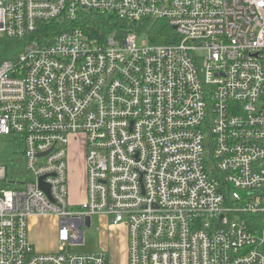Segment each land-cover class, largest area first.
<instances>
[{
  "label": "built area",
  "instance_id": "1",
  "mask_svg": "<svg viewBox=\"0 0 264 264\" xmlns=\"http://www.w3.org/2000/svg\"><path fill=\"white\" fill-rule=\"evenodd\" d=\"M4 37L20 51L0 57V136L30 178L8 189L0 165V264H114L66 250L95 215L125 228L126 264H264V0H0ZM33 216L57 218L55 252L31 244Z\"/></svg>",
  "mask_w": 264,
  "mask_h": 264
},
{
  "label": "rangeland",
  "instance_id": "2",
  "mask_svg": "<svg viewBox=\"0 0 264 264\" xmlns=\"http://www.w3.org/2000/svg\"><path fill=\"white\" fill-rule=\"evenodd\" d=\"M143 43L151 46L163 45V41L149 42L144 36H139L136 44L141 46ZM199 63L202 60V54H198ZM77 144V143H76ZM74 152L80 154L82 157V146L73 144ZM80 146V147H79ZM24 145L18 136L3 135L0 136V165L6 169V187L12 189L17 183H24L30 178V173L25 167L24 163ZM81 156H75L71 163V180H70V196L69 200L79 201L83 197L84 186V166ZM204 159L210 160V147L208 137L204 143ZM37 229L43 234H48L52 230V224L40 226ZM125 236L124 227H118L116 230L112 229L100 216H93L91 218V226L86 228L83 233L84 244L82 246H67L66 250L71 253H85V252H100L105 246L109 257L114 264H126V251L124 250L123 239ZM119 241H118V239ZM120 243V248L118 246ZM108 248V249H107Z\"/></svg>",
  "mask_w": 264,
  "mask_h": 264
},
{
  "label": "trees",
  "instance_id": "3",
  "mask_svg": "<svg viewBox=\"0 0 264 264\" xmlns=\"http://www.w3.org/2000/svg\"><path fill=\"white\" fill-rule=\"evenodd\" d=\"M92 20L96 22L97 28L106 27L107 30L124 28L125 33L129 30H132L130 29V26H133V25H128L125 22H121L113 18H105L103 16H95L93 17ZM146 25L149 28L148 33L151 36V38H153V41L156 38L159 39L161 35H164L163 33L168 34L171 32V28L166 27V25L162 22H153V23L151 22ZM19 46H20V43L18 42L17 39L4 37L0 44V57L3 59L11 58L15 54L16 51H20V48H18Z\"/></svg>",
  "mask_w": 264,
  "mask_h": 264
},
{
  "label": "crops",
  "instance_id": "4",
  "mask_svg": "<svg viewBox=\"0 0 264 264\" xmlns=\"http://www.w3.org/2000/svg\"><path fill=\"white\" fill-rule=\"evenodd\" d=\"M82 200H84V187H83V197L77 202H80ZM72 202H76V201H72ZM102 220L106 222L105 218H102ZM46 224H52V230L48 234H43L37 228L40 226H44ZM57 229H58V220L54 216H33L28 220L29 240L37 252L51 253L57 250L58 248ZM104 248L105 246L103 247V249Z\"/></svg>",
  "mask_w": 264,
  "mask_h": 264
},
{
  "label": "water",
  "instance_id": "5",
  "mask_svg": "<svg viewBox=\"0 0 264 264\" xmlns=\"http://www.w3.org/2000/svg\"><path fill=\"white\" fill-rule=\"evenodd\" d=\"M40 188H41L43 191H45L46 193L49 192V187L46 186V185L43 184V183L40 184ZM89 224H90V218L88 217V218H86V226L89 227Z\"/></svg>",
  "mask_w": 264,
  "mask_h": 264
},
{
  "label": "flooded vegetation",
  "instance_id": "6",
  "mask_svg": "<svg viewBox=\"0 0 264 264\" xmlns=\"http://www.w3.org/2000/svg\"><path fill=\"white\" fill-rule=\"evenodd\" d=\"M120 227H122V226H120ZM118 228V227H117ZM117 228H112V229H114V230H116ZM124 230H125V228H124ZM117 238V237H116ZM118 239V238H117ZM118 241H119V239H118ZM123 244L122 245H124V250H126V230H125V236H124V239H123ZM118 246H119V248H120V243L118 242ZM108 249V248H107Z\"/></svg>",
  "mask_w": 264,
  "mask_h": 264
}]
</instances>
